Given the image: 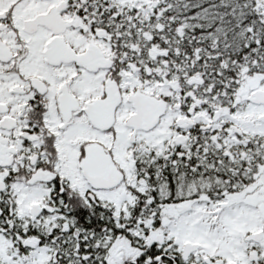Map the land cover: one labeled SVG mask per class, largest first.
Masks as SVG:
<instances>
[{
    "label": "snow or ice",
    "instance_id": "snow-or-ice-1",
    "mask_svg": "<svg viewBox=\"0 0 264 264\" xmlns=\"http://www.w3.org/2000/svg\"><path fill=\"white\" fill-rule=\"evenodd\" d=\"M0 264H264V0H0Z\"/></svg>",
    "mask_w": 264,
    "mask_h": 264
}]
</instances>
